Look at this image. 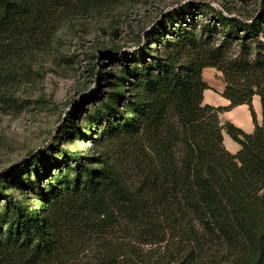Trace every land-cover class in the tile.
I'll use <instances>...</instances> for the list:
<instances>
[{
	"label": "trees",
	"instance_id": "trees-1",
	"mask_svg": "<svg viewBox=\"0 0 264 264\" xmlns=\"http://www.w3.org/2000/svg\"><path fill=\"white\" fill-rule=\"evenodd\" d=\"M65 1L0 0V39L34 30ZM194 5L184 4L147 36L161 41L162 53L152 46L137 50L122 78L115 79L114 86L124 85L123 90L117 88L97 108V119L121 118L109 123L110 133L152 144V168L130 189L115 173L90 165L91 158L60 150L64 168L58 166L43 186L45 164H35L32 180L25 173L41 208L14 200L1 180L0 253L32 248L29 261H47L63 235L110 230L122 219L145 243L161 242L167 233L188 237L194 246L176 264H264V0H253L254 6L238 15ZM196 14L211 21L200 22ZM205 67L222 73L228 106L203 103L209 87L202 78ZM128 78L137 89L133 97L126 95ZM254 95L261 103V124L251 105ZM121 100L130 118L114 108ZM239 104L251 110L252 133L220 123L219 114ZM223 131L240 145L236 153L225 148ZM67 209L74 218L61 221ZM160 264L175 263L166 258Z\"/></svg>",
	"mask_w": 264,
	"mask_h": 264
},
{
	"label": "rangeland",
	"instance_id": "rangeland-1",
	"mask_svg": "<svg viewBox=\"0 0 264 264\" xmlns=\"http://www.w3.org/2000/svg\"><path fill=\"white\" fill-rule=\"evenodd\" d=\"M186 3L209 4L226 15L254 6L253 0H66L34 30L0 39V181L6 193L41 208L25 173L30 172L32 180L35 164H45L43 186L57 174L58 166L64 168L59 153L63 149L91 158L90 165L115 173L126 187L137 186L141 172L152 168V144L137 136L110 133L109 123L121 118L97 119V108L117 88L123 90L124 85L114 86L115 79L122 78L137 50L152 46L162 53L161 41H149L147 36L168 16L180 13ZM195 18L211 21L200 14ZM128 79L126 95L133 97L137 89L130 85L133 78ZM126 106V100L114 102V108L130 118ZM3 205L0 200V211ZM67 218H74V211L62 213L61 221ZM115 221L110 230L63 235L55 257L47 261H29L32 248H15L0 253V264H102L109 260L128 264L130 259L135 264H160L166 258L176 264L194 246L177 233H167L161 242L145 243L147 239L129 223Z\"/></svg>",
	"mask_w": 264,
	"mask_h": 264
},
{
	"label": "crops",
	"instance_id": "crops-1",
	"mask_svg": "<svg viewBox=\"0 0 264 264\" xmlns=\"http://www.w3.org/2000/svg\"><path fill=\"white\" fill-rule=\"evenodd\" d=\"M202 78L209 86L203 92V103L211 106H228L230 101L222 95L225 87L222 73L214 67H205L202 69ZM251 105L256 122L261 124L262 108L258 95L252 97ZM219 119L221 124L230 122L246 133H252L255 127L251 110L247 104H239L221 112ZM223 144L233 154L240 148V145L232 140L225 131H223Z\"/></svg>",
	"mask_w": 264,
	"mask_h": 264
}]
</instances>
